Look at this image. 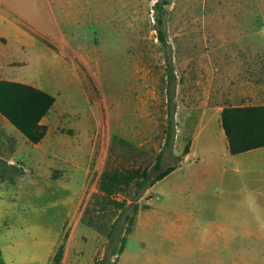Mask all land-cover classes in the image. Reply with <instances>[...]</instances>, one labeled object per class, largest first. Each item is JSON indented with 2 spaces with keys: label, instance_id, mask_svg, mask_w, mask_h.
<instances>
[{
  "label": "rangeland",
  "instance_id": "rangeland-1",
  "mask_svg": "<svg viewBox=\"0 0 264 264\" xmlns=\"http://www.w3.org/2000/svg\"><path fill=\"white\" fill-rule=\"evenodd\" d=\"M156 1L0 0V38L6 39L0 40V80L56 97L39 144L9 121L0 124V161L22 170L0 178V264H54L60 247L61 264L117 259L123 209L131 201L105 196L101 177L108 170H153L159 154L155 174L177 168L139 199L143 208L119 264H264V241L250 231L256 228L244 227L250 217L241 207L250 197L241 190L264 171L234 170L214 116L191 138L190 159L184 150L191 143L177 140L178 105L184 113L204 108L207 89L217 85L220 54L264 51V0H171L167 6L178 80L172 144L166 143L171 103ZM211 92L215 104L218 91ZM229 204L235 215L226 218ZM225 223L236 230H224Z\"/></svg>",
  "mask_w": 264,
  "mask_h": 264
},
{
  "label": "trees",
  "instance_id": "trees-1",
  "mask_svg": "<svg viewBox=\"0 0 264 264\" xmlns=\"http://www.w3.org/2000/svg\"><path fill=\"white\" fill-rule=\"evenodd\" d=\"M170 3L171 0H157L154 5L157 36L162 44L168 69V102L173 104L172 107L170 104V123L166 131V143L168 144H172L175 139L177 122H175L174 106H177L178 83L172 55L173 47L165 29V18L168 13L167 6ZM0 40L5 41L6 39L0 38ZM55 102V96L39 87L14 80H0V113L34 144H39L46 137L48 129L42 121L48 115ZM221 119L232 154H240L264 147V105L226 106L223 108ZM189 149L190 146L187 145L184 150V156L188 154ZM161 161L162 154H159L158 162L153 170H135L128 173L119 170H108L101 177L100 190L105 196L114 197L116 194H124L131 201L123 209L122 233L118 236V251L115 253L118 258L124 252L128 242V234L134 230L138 214L143 208L139 203V199L144 196L149 188L177 168L174 166L155 174L157 170L161 169ZM9 172L21 173L22 170L1 160L0 178L4 180L8 178L14 179L8 176ZM126 203L127 200H123L119 204L120 208H123ZM117 226H119L117 223L113 224V229ZM109 237L114 239L117 235L115 236L114 232H109ZM118 258L109 263L119 264ZM61 260L62 247L59 248L58 253L54 257V264H61ZM105 263L106 261H103V264Z\"/></svg>",
  "mask_w": 264,
  "mask_h": 264
},
{
  "label": "crops",
  "instance_id": "crops-1",
  "mask_svg": "<svg viewBox=\"0 0 264 264\" xmlns=\"http://www.w3.org/2000/svg\"><path fill=\"white\" fill-rule=\"evenodd\" d=\"M0 37L2 36L0 35ZM218 59L217 85L207 89L206 101L203 103L204 108L201 111L198 109L184 113L182 105H178L177 140L183 139V143H191L189 152L185 155L186 159H190L193 154L194 145L192 139L194 140V135L197 130H200L201 122L204 119L214 116L218 122L215 127L216 131L222 137H226L221 119L224 107L264 105V51L243 50L226 52L220 54ZM212 89L218 91V99H216L217 102L215 104H212ZM176 100L178 101V98ZM7 121L8 119L4 116H0V124L3 128L8 127ZM207 129L209 133L212 132L213 128L208 126ZM180 144L182 145V143ZM180 144L176 143V153H180V150H178ZM226 159L234 164L233 167L236 172L264 171V147L240 154L231 153V156H227ZM224 168H226V164ZM251 181L250 188L241 190L242 193L250 194V197L241 205L244 214L249 212V226H244V223H240L245 228H256L257 230L250 231L260 236V240L264 241V178ZM231 207L232 205L229 204L225 212L226 218L230 217L232 213L235 215ZM224 230L231 231L236 229L229 223H225Z\"/></svg>",
  "mask_w": 264,
  "mask_h": 264
}]
</instances>
